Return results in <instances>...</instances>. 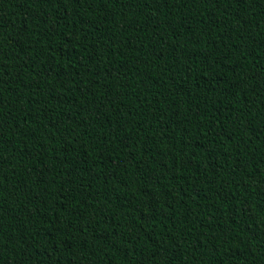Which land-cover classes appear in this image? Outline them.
<instances>
[{
	"label": "trees",
	"instance_id": "obj_1",
	"mask_svg": "<svg viewBox=\"0 0 264 264\" xmlns=\"http://www.w3.org/2000/svg\"><path fill=\"white\" fill-rule=\"evenodd\" d=\"M0 264H264V0H0Z\"/></svg>",
	"mask_w": 264,
	"mask_h": 264
}]
</instances>
